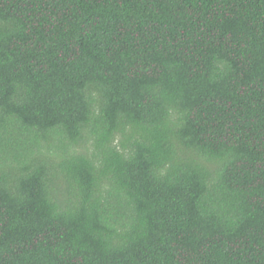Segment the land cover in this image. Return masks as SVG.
I'll use <instances>...</instances> for the list:
<instances>
[{
    "label": "trees",
    "instance_id": "16d2710c",
    "mask_svg": "<svg viewBox=\"0 0 264 264\" xmlns=\"http://www.w3.org/2000/svg\"><path fill=\"white\" fill-rule=\"evenodd\" d=\"M0 264H264V0H0Z\"/></svg>",
    "mask_w": 264,
    "mask_h": 264
}]
</instances>
